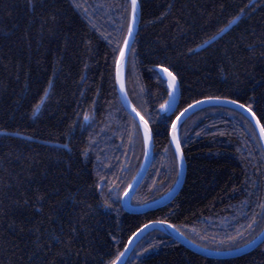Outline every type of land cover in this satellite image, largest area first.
Returning a JSON list of instances; mask_svg holds the SVG:
<instances>
[{
    "label": "trees",
    "instance_id": "obj_1",
    "mask_svg": "<svg viewBox=\"0 0 264 264\" xmlns=\"http://www.w3.org/2000/svg\"><path fill=\"white\" fill-rule=\"evenodd\" d=\"M139 2L126 88L150 124L154 156L135 205L175 185L170 128L189 104L233 99L264 126V0ZM130 15L129 0H0V264H109L153 220L216 250L263 230L264 151L251 121L224 106L181 124L187 173L176 197L141 213L123 209L145 155L115 79ZM158 66L180 83L175 112L161 111L170 89ZM136 250L150 252L132 257ZM125 264H264V242L211 258L152 230Z\"/></svg>",
    "mask_w": 264,
    "mask_h": 264
},
{
    "label": "water",
    "instance_id": "obj_2",
    "mask_svg": "<svg viewBox=\"0 0 264 264\" xmlns=\"http://www.w3.org/2000/svg\"><path fill=\"white\" fill-rule=\"evenodd\" d=\"M129 2H130V6H131V0H129ZM138 5H139V8H138L137 16H136V22L133 25V35H132V37L129 38V47L125 50V57L123 60H121L120 52H119L117 62H116V72H115L116 86H117V91H118L121 103L123 104L126 111L137 121V123L141 129L142 135H143L144 146H145V155H144V160H143L142 166H141L140 170L137 172V174L135 175V177L133 178V180L130 182L128 187L126 188L125 192L123 193L122 199H121V203H122L123 208L126 211L133 212V213H141V212H145V211H148L151 209H155V208H159L161 206H164V205L168 204L169 202H171L176 197V195L179 193V191L181 190V188L184 184V181H185L186 173H187V162H186L185 154H184V151H183V148L181 145V141H180L179 129H180L181 124L190 115H192L193 113H195L196 111H198L202 108L209 107V106H224V107L233 108V109L239 111L240 113H242L243 115H245L251 121V123L254 125V127L257 131V135H258V138L260 140L262 149L264 151V135L261 134V126H263V125H262L261 121L259 120V118L256 114H255V116H253V113H254L253 110H252V112H249L248 111L249 107L247 105L239 102V101H237V103H231V101H236L233 99L220 97V99H218V100L217 99L209 100L206 98H202L200 100H197V101H202V103L197 104V103L193 102V103H191V105H192L191 108L186 106L183 110H181L179 113H177V115L173 119V122H172V125L170 128V141H171V144L174 148V151L177 155L178 162H179V176H178V180L175 183V185L168 192H166L163 196L159 197L156 200H153L149 203H144L141 205L131 204V200H132L136 190L139 188V186L143 182L145 176L147 175V172H148V170L152 164L153 154H154V137L152 134L150 124L148 123L146 118H144V116H142V114L131 103V101L128 97L127 89H126V70H127L128 58H129V54H130L131 48L133 46V43L135 41L136 35L138 33V29H139V25H140V21H141V6H140L139 0H138ZM130 22H131V17H130ZM122 48H123V44H122L121 49ZM121 82H123V90L121 89ZM180 95H181L180 94V83L178 81L177 89H176L174 95L172 96L171 103L169 106L170 112L176 111L177 106L179 104ZM241 105H243V107H241ZM133 109H135V111H133ZM185 109H187V111H185ZM137 113H139V115H137ZM182 113H183V115H181ZM140 117H143V119L145 121H147L148 128L150 130V139L147 142L145 141V138H144V136H145L144 124H143V121L140 119ZM257 120L260 121L259 124L257 123ZM174 130H175L176 137L180 141L181 150L183 153V159H181L180 155L176 151V144H175V141L173 140ZM160 221H163L164 223H159ZM144 225H148V227L145 228ZM144 225H142L140 228H138L130 236V238L127 241L126 246L122 250V253H124V254H123V256L120 257L118 264H125L129 258V256H130L131 252L135 248V246L152 230L162 231V232L166 233L167 235L173 237L175 240L182 243L186 247L190 248L191 250L196 251V252H198L204 256L213 257V258L236 257V256H239V255H242V254H245V253H248V252L254 250L255 248H257L258 246H260L264 242V228H263V230L254 239L243 244L240 247H236V248H232V249H226V250H216V249H210V248L203 247V246L197 244L196 242L192 241L182 231H180L176 226H174L172 223H170L168 221L153 220V221H150Z\"/></svg>",
    "mask_w": 264,
    "mask_h": 264
},
{
    "label": "snow or ice",
    "instance_id": "obj_3",
    "mask_svg": "<svg viewBox=\"0 0 264 264\" xmlns=\"http://www.w3.org/2000/svg\"><path fill=\"white\" fill-rule=\"evenodd\" d=\"M79 6V5H77ZM138 8H139V5H138V0H131V22L128 26V29H127V36L124 38L123 40V48L120 50V58L121 60L124 59L125 57V50L129 47V38L132 37L133 35V25L135 24L136 22V16H137V12H138ZM231 23V21H230ZM221 31H223V29H221ZM158 67H161L162 68V72L166 74L167 76V79H168V87L170 89L168 95L169 97H172L177 89V85H178V80H177V77L176 75L171 72L168 68L166 67H162V66H158ZM121 89L123 90V82H121ZM206 99H220V97H207ZM195 103L199 104V103H202V101H195ZM231 103H237V101H231ZM167 102L163 105H161V108L162 109H167ZM189 108L192 107V105H188ZM241 107H243V105H241ZM133 111H135V109H133ZM185 111H187V109H185ZM248 111L249 112H252V109L249 107L248 108ZM137 115H139V113H137ZM183 115V113L181 114ZM253 116H255V113H253ZM87 118V117H86ZM140 119L143 121V124H144V130H145V141L147 142L149 139H150V130L148 128V123L147 121H145L143 119V117H140ZM257 123L259 124L260 121L257 120ZM261 134L264 135V126H261ZM173 140L175 141V144H176V151L177 153L180 155L181 159H183V153H182V150H181V145H180V141L179 139L176 137L175 135V130L173 132ZM39 199H43V197H39ZM105 206H109L107 204V202H105ZM155 223V222H154ZM159 223H164L163 221H160ZM144 227H148V225H144ZM124 253H119L115 259L109 261V264H118V261L120 260V257L123 256Z\"/></svg>",
    "mask_w": 264,
    "mask_h": 264
},
{
    "label": "rangeland",
    "instance_id": "obj_4",
    "mask_svg": "<svg viewBox=\"0 0 264 264\" xmlns=\"http://www.w3.org/2000/svg\"><path fill=\"white\" fill-rule=\"evenodd\" d=\"M132 72H134L135 73V69H134V67H132ZM137 81V80H136ZM136 85H137V88H140V85L138 84V83H136ZM139 90V89H138ZM170 101H171V97L169 98V100L167 101V109H162L161 108V111L162 112H169V106H170ZM261 144V143H260ZM121 197V196H120ZM142 252V253H141ZM150 251H146V252H144V251H138V250H136L134 253H133V255H132V257H135V256H141L142 254H147V253H149Z\"/></svg>",
    "mask_w": 264,
    "mask_h": 264
},
{
    "label": "bare ground",
    "instance_id": "obj_5",
    "mask_svg": "<svg viewBox=\"0 0 264 264\" xmlns=\"http://www.w3.org/2000/svg\"><path fill=\"white\" fill-rule=\"evenodd\" d=\"M254 112V111H253ZM255 113V112H254ZM256 114V113H255ZM143 116V115H142ZM145 118V117H144ZM259 139V138H258ZM260 141V140H259ZM143 163V162H142ZM142 166V165H141ZM141 166H140V168H141ZM151 167V166H150ZM140 168L138 169V171L140 170ZM150 169V168H149ZM149 171V170H148ZM164 195V194H163ZM163 195H161V196H163ZM161 196H159V197H161ZM158 197V198H159ZM158 198H156V199H158ZM156 199H153V200H156ZM153 200H151V201H153ZM151 201H148V202H146V203H149V202H151ZM123 207V206H122ZM124 209V208H123ZM156 209V208H155ZM125 210V209H124ZM151 210H153V209H151ZM126 211V210H125ZM149 211V210H148ZM131 213H133V212H131ZM254 239V238H253ZM126 244H127V242H126ZM126 246V245H125ZM242 246V245H241ZM238 247H240V246H238ZM208 257V256H207ZM211 258H213V257H211Z\"/></svg>",
    "mask_w": 264,
    "mask_h": 264
}]
</instances>
